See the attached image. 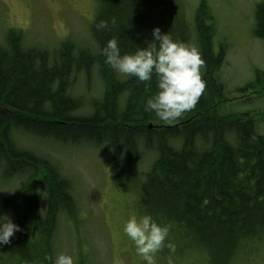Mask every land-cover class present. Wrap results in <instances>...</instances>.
I'll return each mask as SVG.
<instances>
[{
	"label": "trees",
	"instance_id": "obj_1",
	"mask_svg": "<svg viewBox=\"0 0 264 264\" xmlns=\"http://www.w3.org/2000/svg\"><path fill=\"white\" fill-rule=\"evenodd\" d=\"M129 1L134 3L133 23ZM167 1L170 9L164 13L163 30L159 28L172 37L181 33L182 42L186 31L178 5L173 7ZM148 3L150 0H124L120 4L123 18L120 22L115 18V24L108 22L106 29H97L103 21L101 15L98 17L91 26L100 44L96 57L82 53L74 58L71 45L63 43L51 58L44 50L25 49L17 33H9L6 46H0V179L23 177L25 181L2 205L21 228L10 243L21 264H52L56 215L67 212L74 217L76 205L69 180L60 176L48 159L19 147L14 138L17 133L62 145H106L115 163V179L122 188L132 185L138 174V147L154 148L157 157L140 188L142 204L158 224L176 231L184 246L198 252L207 264H233L244 246L247 251L264 242V136L256 132L251 118L219 119L212 114L214 100L221 98L222 89L214 72L224 57L222 53L212 54L211 29L201 23L203 18H210L205 1H201L195 15L205 62L204 95L211 97L204 107L172 126L148 128L136 105L138 100L146 104L159 91L158 77L150 82H136L131 77L121 82L120 90L114 83L113 69L105 62L102 49L118 34L128 37L117 38L122 55L131 54L127 50L135 53L146 47L154 29L148 20ZM145 11L147 16L143 15ZM174 11L172 16L170 12ZM135 16L140 20L134 21ZM255 17V34L264 42V5L257 8ZM167 21L170 26L165 25ZM110 30L115 35L103 37L102 31ZM93 65L105 81V103L118 110L119 97L126 95L125 107L122 112L118 110L119 114L103 107L99 110L104 114L95 109L93 114L76 113L81 103L68 94V80L73 73L86 70L88 74ZM256 82L249 84L248 90ZM136 115L140 120H134ZM145 115L147 120H154L151 111ZM161 129L170 132V138L180 137L182 146L169 145L167 139L161 141ZM228 134L235 135V143L229 142ZM198 139L211 146L198 151ZM40 191L44 195L43 208Z\"/></svg>",
	"mask_w": 264,
	"mask_h": 264
},
{
	"label": "rangeland",
	"instance_id": "obj_2",
	"mask_svg": "<svg viewBox=\"0 0 264 264\" xmlns=\"http://www.w3.org/2000/svg\"><path fill=\"white\" fill-rule=\"evenodd\" d=\"M123 1L0 0V46H6L9 33H17L25 49L44 50L51 58L60 46V48L64 46L63 43L71 45V56L74 58L82 53H87L85 57L89 55L96 57L99 55L100 44L97 38L93 37L91 26L97 22L100 15V20L107 23L113 20L116 22V19L120 22L123 18L120 4ZM169 1L173 7L175 4L178 5L181 23L186 31L182 42L198 48L203 59L198 23L195 21L202 0ZM204 1L210 18H203L201 23L211 29L212 54L217 56L222 53L224 57L221 66L214 72V78L222 89L221 98L214 100L212 114L219 119L236 116L251 118L254 120L256 132L264 136V42L255 34L256 11L259 6L264 5V0ZM129 4L133 23L134 3L129 1ZM148 6L151 27L162 26L163 30L164 13L170 9L168 1L150 0ZM170 13L172 16L175 15V11ZM143 15L147 16V12L145 11ZM139 20L138 16L134 17V21ZM167 22L165 25L171 24ZM176 26H180L177 20ZM115 33L113 30L108 33L102 31L103 37H112ZM179 34L178 36L176 32L173 40L180 41L181 33ZM119 37L128 39L121 34H118L116 39ZM132 51L127 50L133 54ZM202 72L204 75L205 62ZM113 76L114 83L120 86L118 90L121 88V82L130 79L115 71ZM112 80L111 77L110 81ZM70 81L71 85L67 92L81 103L76 112L79 115L93 114L95 112L93 109L104 114L99 107L119 114L125 107L126 95L119 97V112L117 107L115 109L103 101L106 85L96 65L89 68L88 74L86 70L78 74L73 73ZM135 81L137 82V79ZM208 82L212 84L209 80ZM254 82L256 86L248 90L247 86ZM200 98L192 110L185 112L187 115L184 113L180 118L170 122L161 121L152 115L154 120H148L149 126L156 128L174 125L173 123L204 107L211 99L208 93ZM136 109L139 116L144 112H150L146 110V104L139 100ZM137 115L133 116L134 120H140ZM159 132L161 141L167 139L169 145L179 148L182 146L180 137L170 138L171 133L164 129ZM15 136L19 147L48 159L54 164L60 176L69 180L72 186L71 193L76 205L75 215L70 217L67 212L57 213L51 240V257L54 258L60 253L74 255L76 264H147L143 257L137 255L132 242L124 235L123 224L132 213L149 214L142 204L140 188L157 157L154 148L147 150L142 146L138 147V174L132 185L122 188L115 179V163L113 165L112 154L106 145L95 146L89 143L62 145L52 140L19 133L14 134V138ZM227 139L234 142L235 135L228 134ZM210 146V142L205 143L200 139L196 141L198 151ZM24 183L23 177L0 179V215H7L2 205L3 200L13 195ZM43 205L44 195L41 193V208ZM168 241L174 245V249L164 247L154 254V264H207L206 259L198 252L184 246L178 239L176 231L172 232L169 229ZM0 264H21L19 256H15L10 244L0 246ZM233 264H264V242L247 251L244 246L236 255Z\"/></svg>",
	"mask_w": 264,
	"mask_h": 264
},
{
	"label": "clouds",
	"instance_id": "obj_3",
	"mask_svg": "<svg viewBox=\"0 0 264 264\" xmlns=\"http://www.w3.org/2000/svg\"><path fill=\"white\" fill-rule=\"evenodd\" d=\"M107 27L106 21L97 25L98 30ZM151 35L152 40L146 47L123 55L118 40L112 38L102 49V55L113 71L135 77L139 82H150L154 76L158 77L159 91L147 100L146 110L154 113L157 119L170 122L192 110L204 94V60L198 48L173 40L158 27ZM20 231V226L9 215H0V246L9 245ZM123 233L147 264H154V254L164 247L174 249L168 241V226L158 224L149 214H130L123 224ZM52 264H76V259L74 255L60 253L52 258Z\"/></svg>",
	"mask_w": 264,
	"mask_h": 264
},
{
	"label": "bare ground",
	"instance_id": "obj_4",
	"mask_svg": "<svg viewBox=\"0 0 264 264\" xmlns=\"http://www.w3.org/2000/svg\"><path fill=\"white\" fill-rule=\"evenodd\" d=\"M170 26V25H169ZM92 35H93V32H92ZM61 47V46H60ZM59 47V48H60ZM59 48L57 49V50H59ZM131 78V77H130ZM128 80V79H127ZM68 83H69V85H71V81H70V79L68 80ZM142 119H143V124H144V126H147L148 128H150L149 127V124H148V120H147V115H145L144 113H143V115L142 116H140ZM67 144H70V145H76V144H73V143H67ZM8 180H10V179H8ZM143 184V182L141 183V185ZM41 229V228H40Z\"/></svg>",
	"mask_w": 264,
	"mask_h": 264
}]
</instances>
